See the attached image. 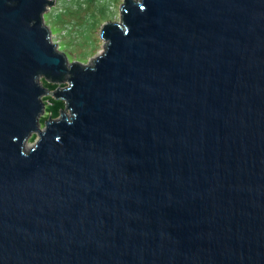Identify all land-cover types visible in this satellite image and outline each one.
Returning a JSON list of instances; mask_svg holds the SVG:
<instances>
[{
    "label": "water",
    "instance_id": "water-1",
    "mask_svg": "<svg viewBox=\"0 0 264 264\" xmlns=\"http://www.w3.org/2000/svg\"><path fill=\"white\" fill-rule=\"evenodd\" d=\"M55 4L0 0V264H264V0H124L90 64Z\"/></svg>",
    "mask_w": 264,
    "mask_h": 264
},
{
    "label": "rangeland",
    "instance_id": "rangeland-1",
    "mask_svg": "<svg viewBox=\"0 0 264 264\" xmlns=\"http://www.w3.org/2000/svg\"><path fill=\"white\" fill-rule=\"evenodd\" d=\"M123 2L124 0H56L55 6L44 14V19L52 29L53 41L70 62L90 64L105 52L102 27L106 22L120 21ZM48 97L54 98L50 94L44 96ZM45 102L49 104L48 101ZM46 115L47 112L43 117ZM44 127L42 123V128ZM33 137H36L35 141ZM37 139L38 135L34 134L26 149L34 147Z\"/></svg>",
    "mask_w": 264,
    "mask_h": 264
},
{
    "label": "trees",
    "instance_id": "trees-1",
    "mask_svg": "<svg viewBox=\"0 0 264 264\" xmlns=\"http://www.w3.org/2000/svg\"><path fill=\"white\" fill-rule=\"evenodd\" d=\"M45 86L50 88L51 90H56L60 87L59 84H53L44 81ZM45 101H48L47 105V115L42 118V123L45 125V122L48 120L50 116L53 118H59L61 116V110L66 107V103L63 100H56L54 98H44ZM35 141L36 137L32 138Z\"/></svg>",
    "mask_w": 264,
    "mask_h": 264
}]
</instances>
